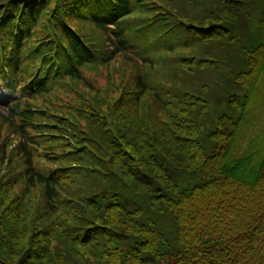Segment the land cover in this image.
Masks as SVG:
<instances>
[{
	"label": "trees",
	"instance_id": "obj_1",
	"mask_svg": "<svg viewBox=\"0 0 264 264\" xmlns=\"http://www.w3.org/2000/svg\"><path fill=\"white\" fill-rule=\"evenodd\" d=\"M10 3L2 80L60 68L0 113L21 139L10 180L0 160V264H264V0ZM128 51L149 77L101 93L83 76ZM67 81L88 97L60 105Z\"/></svg>",
	"mask_w": 264,
	"mask_h": 264
},
{
	"label": "rangeland",
	"instance_id": "obj_2",
	"mask_svg": "<svg viewBox=\"0 0 264 264\" xmlns=\"http://www.w3.org/2000/svg\"><path fill=\"white\" fill-rule=\"evenodd\" d=\"M10 1L11 0H0V22L2 21L1 20L2 12L4 11L6 7L10 6L11 4ZM10 8L12 9V5ZM175 30H176L175 27L171 31L167 30L168 31L167 40L169 41V44L171 43L170 41L171 35L175 32ZM41 34L45 35L47 38L49 37L48 34L46 35V33H41ZM107 47L109 48V51H114L113 47L109 45V43H107ZM136 58L137 56L133 52L128 51L126 52L125 55L119 56L115 61L111 62L108 66H100L98 64H96L94 68H91L92 66H89L88 69L84 70L83 76L93 85L95 89H98L101 93L106 92L108 89L111 88V86H113L114 88H117L118 84L126 81L125 80L126 76H129V81H132V79H134L136 75L138 74H143L146 77H149L151 75V72L149 73L148 76L145 73V71L148 69L147 66L143 67L141 65L142 63L141 59L135 62ZM49 62L52 64L51 70L53 69L56 70L60 68V63L54 62L52 58L49 59ZM74 84L75 83L68 82V81L65 83L66 90H68L70 93L63 94L61 96L60 105L67 106L70 104L71 99L75 100L76 98L75 95L70 96L72 93L82 94L88 97L87 92H85L80 86H79L80 87V91H79V89L72 86ZM119 91H120V88H117V89L112 90L111 92L116 93ZM8 97L0 101L1 108L4 109L8 105L11 104L10 103L11 100ZM34 109L35 110L37 109L36 111L41 112L37 105L34 106ZM45 109H46V106H44L42 110L44 111ZM52 116L54 118L56 116H59L61 118H67L65 111H62V114H60L59 112H56L55 114H52ZM249 120L251 121V125L249 126L248 132L251 133V131H253V132H256V134H258L259 132L264 133V82L262 83L260 92L257 97V102L254 105V109H251L250 111ZM51 125H54V122H52ZM74 127H75V131L77 134L80 131V128L79 126H74ZM64 133L67 134V131H64ZM42 135L43 134H37V136H35L34 134H32L31 136L38 138V139H42ZM53 135H55L54 132H53ZM0 138H1L0 146H4L8 144L7 155L1 156L0 158L3 164L2 171L4 172L2 176L4 177V179L10 180L11 179L10 175L12 172L9 173V171L14 170L13 165L11 164V157L15 155L14 150L16 151L17 144L20 143L21 139H19V137L17 136V132L11 130L9 127L7 128L6 126L0 127ZM76 141H81V144H85L87 143L88 140L86 136L82 134L81 137L77 138ZM77 146H80V145H77V142H75L74 145L72 146L73 152H76L77 149L74 147H77ZM80 147H83V146H80ZM18 161H19V158L17 157V163H19ZM21 171H22V168L16 170L13 173L16 174ZM34 214H35L34 212H31L30 219L34 216Z\"/></svg>",
	"mask_w": 264,
	"mask_h": 264
}]
</instances>
